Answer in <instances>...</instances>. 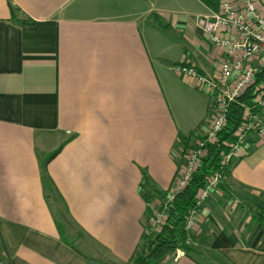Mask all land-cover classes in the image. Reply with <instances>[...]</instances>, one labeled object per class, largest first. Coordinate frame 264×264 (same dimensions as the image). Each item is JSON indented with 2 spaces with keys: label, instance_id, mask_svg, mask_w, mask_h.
I'll use <instances>...</instances> for the list:
<instances>
[{
  "label": "crops",
  "instance_id": "0c3cea01",
  "mask_svg": "<svg viewBox=\"0 0 264 264\" xmlns=\"http://www.w3.org/2000/svg\"><path fill=\"white\" fill-rule=\"evenodd\" d=\"M211 11L200 0H0L3 264L129 263L148 224L142 173L170 190L209 120V96L172 66L214 75L217 52L194 23ZM222 190L193 232L201 258L162 264H264L253 214L264 211V143ZM65 219L85 250L63 241Z\"/></svg>",
  "mask_w": 264,
  "mask_h": 264
},
{
  "label": "built area",
  "instance_id": "2783aa9c",
  "mask_svg": "<svg viewBox=\"0 0 264 264\" xmlns=\"http://www.w3.org/2000/svg\"><path fill=\"white\" fill-rule=\"evenodd\" d=\"M194 23L208 36L210 46L217 52L215 73L204 75L187 62L177 63L172 69L209 96L210 115L206 126L182 149L181 164L169 190L168 202L187 186L206 158L209 146L218 158H213L215 166L196 195V206L186 217L185 228L192 232L201 214L199 208L222 197L229 167L245 157L250 147L264 143V84L248 91L256 82V74L264 69V0H218L216 10L196 17ZM242 98L248 102H241ZM238 105L242 108L240 123L232 133H223L227 117ZM165 221L164 210L155 208L147 225L157 232ZM0 264L3 263L0 261Z\"/></svg>",
  "mask_w": 264,
  "mask_h": 264
},
{
  "label": "trees",
  "instance_id": "16d2710c",
  "mask_svg": "<svg viewBox=\"0 0 264 264\" xmlns=\"http://www.w3.org/2000/svg\"><path fill=\"white\" fill-rule=\"evenodd\" d=\"M204 3L209 9L216 10L218 7V0H200ZM12 11L14 10L11 7ZM11 11V12H12ZM166 63H168L166 61ZM175 65V64H174ZM255 84L248 90L249 92L261 85L264 84V69L256 74ZM248 92V93H249ZM247 97L249 94H246ZM241 102H248V99L242 98ZM241 107L238 105V108H233L227 117V125L223 133H232L241 120ZM228 135L224 136L225 138ZM63 145L58 147L52 155L49 157V160L54 158L61 150ZM209 146L207 149V156L203 159L200 167L193 174L192 179L189 181L187 186L178 194H176L173 199L168 202L169 190L162 189L148 173H142L141 189L143 191V197L147 203V223L149 221L151 212L149 203L154 200H158L160 203V208L157 207L160 211L164 210L166 214V221L161 229L157 232L153 231L148 225L143 234L141 242L137 247V251L133 258L129 261L128 264H162L170 256L176 254L177 252H182L184 256L195 261L196 258H201V254L196 250L195 243L197 242L196 236L192 231H188L185 228L186 217L190 209H193L196 206V195L198 191L204 186L207 175L210 173L212 168L215 166L216 154L214 149H210ZM214 148V147H212ZM255 147H250L249 152L246 155H249ZM229 170V169H228ZM45 171V170H44ZM47 176L43 173V184H46ZM60 199L59 195H57ZM61 200V199H60ZM203 209V206L199 208V211ZM150 212V213H149ZM254 219L260 223L264 224V211H255L254 210ZM62 232V231H61ZM77 237L80 236L78 233ZM63 241L74 249L72 242L69 240L68 236H63ZM1 262H3L0 259ZM93 264H111L106 261L93 260L89 259Z\"/></svg>",
  "mask_w": 264,
  "mask_h": 264
},
{
  "label": "rangeland",
  "instance_id": "374dc122",
  "mask_svg": "<svg viewBox=\"0 0 264 264\" xmlns=\"http://www.w3.org/2000/svg\"><path fill=\"white\" fill-rule=\"evenodd\" d=\"M203 127H205V126H203ZM202 127V128H203ZM62 204H60L59 202H58V206H57V208L59 209V211L61 212V214L62 215H64L65 216V218H67L66 217V214H65V211H64V209H63V207L61 206ZM66 220V219H65ZM67 222L65 223V226L67 227V229H68V234H70V235H73L72 237H69V239H70V241L72 242V244L74 245V246H77L79 249H81V250H85V248L81 245V244H78L77 243V236H76V234L77 233H79V231H77V229H74L73 228V224H71L70 222H68V219L66 220ZM77 231V233L76 234H74V232H76Z\"/></svg>",
  "mask_w": 264,
  "mask_h": 264
}]
</instances>
